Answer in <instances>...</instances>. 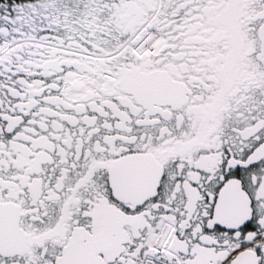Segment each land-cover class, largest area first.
I'll return each mask as SVG.
<instances>
[{
    "label": "snow or ice",
    "instance_id": "obj_1",
    "mask_svg": "<svg viewBox=\"0 0 264 264\" xmlns=\"http://www.w3.org/2000/svg\"><path fill=\"white\" fill-rule=\"evenodd\" d=\"M0 264H264V0H0Z\"/></svg>",
    "mask_w": 264,
    "mask_h": 264
}]
</instances>
